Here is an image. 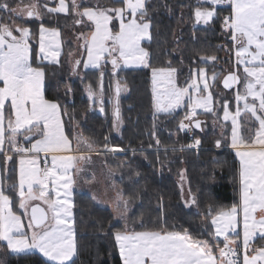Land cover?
Returning <instances> with one entry per match:
<instances>
[{"label": "snow or ice", "instance_id": "1", "mask_svg": "<svg viewBox=\"0 0 264 264\" xmlns=\"http://www.w3.org/2000/svg\"><path fill=\"white\" fill-rule=\"evenodd\" d=\"M161 7L172 11L166 0H110L107 6L100 0H0V253L39 257L37 264H76L74 194L81 181H96L95 156L104 158L113 191L109 203L115 223L109 228L120 264H264V0H187L177 5L180 22L191 24L193 37L218 30L224 41L212 54L195 51L199 59L191 60L183 82L172 61L155 66L148 50L154 13ZM62 19H71L76 44L67 53L69 74L81 83L90 74L96 77L84 92L89 107L98 105L101 113L106 91L111 93L107 102L114 131L119 133L123 124L120 96L128 90L120 74L147 70L150 135L155 140L148 147L159 152L156 122L165 118L176 121L177 133L192 134L181 151L199 149L202 140L196 133L204 132L211 119L213 130H219L215 147L233 151L238 199L230 207L208 203L198 212L203 220L199 234L170 228L163 212L148 227L143 215L132 211L135 195L120 186L129 150L112 145L108 136L99 144L76 131L81 126L75 114L60 96L50 98L48 71L55 74L65 65ZM219 51L228 54L225 63L231 67L217 72ZM72 92L65 85L64 96ZM109 157L122 162L113 168ZM157 163L165 166L159 155ZM117 175L120 184L114 180ZM133 175L141 174L133 170L129 182ZM186 183L182 169L180 197L186 207L199 209Z\"/></svg>", "mask_w": 264, "mask_h": 264}, {"label": "trees", "instance_id": "2", "mask_svg": "<svg viewBox=\"0 0 264 264\" xmlns=\"http://www.w3.org/2000/svg\"><path fill=\"white\" fill-rule=\"evenodd\" d=\"M103 1L106 5L110 4V0ZM166 2L172 11L161 7L154 13L153 40L148 50L155 66L166 65L169 60L172 61V66L183 74L180 77L183 82L191 60L199 59L194 52L212 54L224 41L218 30L199 31L193 37L191 24L180 22V10L177 7L187 0ZM51 23L55 24V21ZM70 24L71 19L60 21L62 39L65 42L61 60L65 61V65L55 74L51 68L48 71L50 98L60 96L67 109L75 114L81 126L76 131H82L85 136L92 137L99 144H103L104 137L108 136L112 145L129 150L125 166L121 169L124 174L123 184H120V175H117L115 181L125 187L129 194L135 195L132 211L136 216L143 215L148 227H153L163 212L170 228L183 227L194 235L199 234L202 231L203 220L198 212L205 211L208 203L217 207H230L238 199L235 192L236 161L233 151L230 148L215 150L212 138L217 136V133L213 131V134L208 132L205 135L196 133L202 140L199 149L185 148L181 151V145L189 143L188 137L183 132H176V121L165 118L156 122L157 136L162 143L159 152L155 147H148L150 143L155 145V140L150 135L153 119L147 70L128 69L120 74L121 79L127 84L128 92L120 99L123 128L119 134H115L112 127L113 116L107 100L103 113L97 110L95 105L89 107L84 87L89 82L95 85L96 77L90 74L85 82L81 83L80 77L69 74L67 53L74 50L68 38ZM215 54L219 57L218 63L230 65L225 63L228 60L226 52L219 51ZM94 71L89 70L90 73ZM108 83L106 77V89ZM65 85H71L73 88L72 94L68 97L64 96ZM172 145L176 148L175 152L172 151ZM130 149H136L137 154L133 156ZM117 155L125 158L124 153ZM157 155L165 161L164 167L157 163ZM146 156L148 159H145ZM108 159L113 168L122 162V159L112 157ZM182 169L185 171L188 186H191L199 200V209L196 206L186 208L181 200L177 178ZM133 170L139 171L141 175L139 177L133 175L132 182H129L128 175ZM161 198L163 209L160 207ZM74 200L78 243L76 264H120L119 254L110 234L112 230L109 228L110 223H115L112 212L108 208L96 205L90 195L85 193H75ZM38 259L39 257L5 256L0 253V261H3V264H37Z\"/></svg>", "mask_w": 264, "mask_h": 264}, {"label": "rangeland", "instance_id": "3", "mask_svg": "<svg viewBox=\"0 0 264 264\" xmlns=\"http://www.w3.org/2000/svg\"><path fill=\"white\" fill-rule=\"evenodd\" d=\"M100 2L102 4H104L105 6H107L103 0H100ZM68 38H70V40H71V42L73 44V48L75 50L76 44L74 42V35H73V30H72V23L70 24V32H69ZM216 67H217L216 68V71L219 72L222 68L225 69V70H228L231 67V65L226 66V65H223L221 63H218V64H216ZM127 89H128V87H127ZM127 92H128V90L126 92H122L121 93V96H120V99L123 96H125L127 94ZM110 95H111V93H109V92H108V95H105V101L106 100L108 101ZM95 108L98 110L99 109V106L98 105H95ZM110 108H111V114H112L111 104H110ZM200 118L203 119V120L206 119L203 116L200 117ZM206 123H207V127H206L205 131L204 132H198V133H201L202 135H205L208 132H211L210 134H213L214 132H216L217 133V136H213V138H212V142H214L218 138V131L219 130L218 129H216L215 131L213 130V126H212L211 119H207ZM122 128H123V124H122V126L120 128V132H121ZM212 131H213V133H212ZM114 133L115 134H119L116 131H114ZM189 143H191V142H189ZM213 148L215 150H222V149L227 148V147H222L220 149H217L215 147L214 143H213ZM193 150H197V149H193ZM93 159L95 160V164L93 166L92 171H94L95 174H96V181L94 183H92V184H86L83 181H81L77 185L75 193L76 194L85 193V194L90 195V197L92 198V200L94 201V203L96 205H98L100 207H103V208H108L112 212V208L110 206L109 201H110L111 197L113 196V191L109 187V181L107 180V171H106V169H104L103 164H102L103 157H95L94 156ZM116 177H114V180H116ZM177 183H178V186H179V177L177 178ZM187 187H188V183L185 184V189H187ZM93 197H95L96 199H93ZM182 202L185 205L184 200H182ZM186 208H189V207H186Z\"/></svg>", "mask_w": 264, "mask_h": 264}, {"label": "built area", "instance_id": "4", "mask_svg": "<svg viewBox=\"0 0 264 264\" xmlns=\"http://www.w3.org/2000/svg\"><path fill=\"white\" fill-rule=\"evenodd\" d=\"M186 135L188 137L189 142H192V134L191 133H187Z\"/></svg>", "mask_w": 264, "mask_h": 264}, {"label": "crops", "instance_id": "5", "mask_svg": "<svg viewBox=\"0 0 264 264\" xmlns=\"http://www.w3.org/2000/svg\"><path fill=\"white\" fill-rule=\"evenodd\" d=\"M76 191V190H75ZM100 205V204H99Z\"/></svg>", "mask_w": 264, "mask_h": 264}, {"label": "water", "instance_id": "6", "mask_svg": "<svg viewBox=\"0 0 264 264\" xmlns=\"http://www.w3.org/2000/svg\"><path fill=\"white\" fill-rule=\"evenodd\" d=\"M203 120V119H202ZM199 132V131H198Z\"/></svg>", "mask_w": 264, "mask_h": 264}]
</instances>
